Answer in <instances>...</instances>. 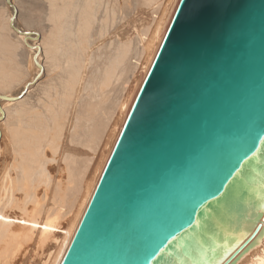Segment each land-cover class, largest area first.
<instances>
[{"label": "water", "instance_id": "1", "mask_svg": "<svg viewBox=\"0 0 264 264\" xmlns=\"http://www.w3.org/2000/svg\"><path fill=\"white\" fill-rule=\"evenodd\" d=\"M263 171L264 0H179L60 264L218 258L260 217Z\"/></svg>", "mask_w": 264, "mask_h": 264}, {"label": "bare ground", "instance_id": "2", "mask_svg": "<svg viewBox=\"0 0 264 264\" xmlns=\"http://www.w3.org/2000/svg\"><path fill=\"white\" fill-rule=\"evenodd\" d=\"M113 1L45 0L49 21L46 35L26 38L10 26L15 7L13 0L9 3L2 0L5 19L0 22V30H8L16 43L26 47L27 64L25 76L20 78L19 67L15 63L12 66L11 58V62L3 58L11 66L4 64L10 71H3L0 67V90H6L0 91V95L15 97L22 91L31 92L35 84H42L39 79L46 74V61L52 64L66 61L65 70L73 79L68 83L72 82L73 85L67 88V96L61 101L62 106H67L63 112V124L55 127L47 149L46 145L31 144L40 135L31 133L30 124L42 121L40 118L28 115L27 119L17 120L7 130L4 127L10 114L9 107L20 105L26 96L14 101L0 98V116H4L3 121H0V138L5 141L3 149L0 144V153L13 156L26 145L29 152L20 160L22 178L27 179L31 174L30 169H33L39 182L36 186L42 187L41 191L30 193V208L15 204L21 211L17 223L27 224V227L24 225L25 229L16 231L17 228H11L13 219L10 213L4 212L7 206L17 202L13 196L14 180L9 170H5L0 184V264H60L179 2L135 0L141 10L151 8L158 15L148 23L136 15V18L128 21L129 27L126 30L122 21L119 25L115 17L119 1ZM14 25L20 28L17 23ZM94 28L99 34L95 41L91 39ZM133 33L138 41V61L131 66L129 58L133 49ZM105 37H108V42L102 46L101 56L100 42ZM15 42L0 35V44L6 46L8 52L16 48ZM95 51L97 54H94ZM95 60L97 67L89 71ZM127 66L131 70V77L125 80L128 85H124L120 96L114 95L116 97L112 99L111 86L123 78ZM13 82L16 85L9 87ZM83 90L85 97L80 99ZM54 115L44 122L56 123L59 118ZM98 157H103L100 163ZM93 174L95 179L90 186ZM259 176L260 185L264 188V171ZM257 197L260 208L256 210L260 212V217L250 226L242 222V230L236 233L233 245L228 246L223 242L218 258L212 256V250L209 252L199 245L196 255L188 257V264H227L230 260L228 258L244 237L254 238L264 224V189L263 192L258 190ZM247 226L249 229L244 234ZM262 240L264 232L255 242ZM218 245L212 239V247L217 248ZM249 262L264 264V249Z\"/></svg>", "mask_w": 264, "mask_h": 264}, {"label": "rangeland", "instance_id": "3", "mask_svg": "<svg viewBox=\"0 0 264 264\" xmlns=\"http://www.w3.org/2000/svg\"><path fill=\"white\" fill-rule=\"evenodd\" d=\"M11 1V0H10ZM113 1V0H112ZM119 3L116 10V18L119 21V25H121L120 21H122L123 26H126V30H128L129 23L128 21H131L132 19L137 17H142L145 21V23H148L151 19H154V16L158 15V12H155L151 8L149 9H142L137 7L135 0H118ZM114 2V1H113ZM14 8L16 10V14L13 18H15L14 24L17 23L20 29H26L32 32H36L37 37L41 38L42 36H45L48 30L49 21H48V13L46 8L45 0H13ZM0 22L1 20L5 19V8L2 5V0H0ZM4 30V29H3ZM0 30V35L5 36L13 43L15 42L14 37L8 33V30ZM3 31V32H2ZM34 36V35H32ZM133 33L131 37H134L132 40V53L130 54V65L132 66L135 64L134 62L138 61L137 59V37ZM99 38V34L94 28L91 32V39L93 41L97 40ZM108 37L104 38V40L100 43H102L101 47V56L103 55V48L102 46H105V44L108 42ZM113 40V39H112ZM16 43V42H15ZM105 43V44H104ZM99 44V43H97ZM16 48L14 50H10L9 52L5 50L6 46H3L0 44V67H2L3 71H10L5 66L8 59L11 62L12 59V66H15V64L19 67L20 78L25 76L26 73V64H27V49L24 45L16 43ZM10 53V54H9ZM98 54L100 51L98 50ZM96 51L94 54H97ZM11 58V59H10ZM132 61V62H131ZM95 62L90 65L89 71H93L95 67H97ZM15 63V64H14ZM129 63V62H128ZM5 64V65H4ZM11 64V63H10ZM9 64V66H11ZM4 65V66H3ZM66 61H58L52 64L49 61H46V74H44L39 81L42 84L34 85L31 92H25L26 94H22L19 98H23L26 96V100L17 106H11L9 107V113L8 119L6 122V125L4 126L7 130L9 126H11L13 123L17 122V120L20 119H27L28 115H32L34 117L40 118L42 121H36L30 124L31 126V133H34L35 135H40L39 139H36L31 142L32 145L35 143H39L41 145L49 144L51 141V135L55 131V127L58 125L63 124V112L67 109V106H62V100L63 97L67 96V92L69 87L73 85L68 83V81H72L73 79L68 76L67 71L65 70L66 67ZM129 65V66H130ZM127 66L125 68V73L123 71V78L121 77L118 79L117 82L115 81L111 86L112 95L111 98L115 99L116 96H120L119 93L123 92L124 85H128L127 79L131 77V70L130 67ZM6 67V68H5ZM127 69V70H126ZM129 72L127 73V71ZM125 74V75H124ZM130 74V75H129ZM127 75V76H126ZM122 80V81H121ZM126 80V81H125ZM117 83V84H116ZM16 85V82L11 83L9 87H13ZM123 86V87H120ZM116 87V88H115ZM118 87V88H117ZM115 88V89H114ZM118 89V90H117ZM121 89V90H120ZM1 92H4L6 90H0ZM24 95V96H23ZM116 95V96H114ZM85 97V90H83L80 93V99ZM18 98V99H19ZM16 99V100H18ZM55 114V115H54ZM1 115V114H0ZM52 115L57 116L59 120L56 123H53L51 121L44 122L45 119H49ZM3 117V118H2ZM37 118V119H38ZM4 116H0V121H3ZM0 144L1 148L3 149L5 147V141H3L0 138ZM30 145V144H29ZM29 149L26 145H23L21 148L17 150L13 156L4 155V153H0V184L3 174L5 173V170H9V174L14 180V188H13V196L16 199V203H12L9 206H7L4 210L6 213H10V216L12 217V227L13 229L19 231L20 228L25 229V226L27 227V224L21 225V223H17L20 218L17 219V216H19V212L21 211L17 208V205L20 204L24 205L26 208H30L32 206L31 202L29 201V195L30 193L34 191H41L42 187L41 185L36 186L39 184L36 176L33 173V169L31 170V174L28 175L27 179H23L22 173L20 171V160L24 158V154L28 153ZM23 156V157H22ZM98 162L100 163L103 160V157H98ZM29 170V172H30ZM95 179V174H93L90 178L89 185L91 186L93 181ZM86 195V194H85ZM4 203V202H3ZM77 210V208H76ZM75 210V211H76ZM14 214V215H13ZM17 214V215H16ZM17 223V224H16ZM25 225V226H24ZM19 226V227H18ZM23 226V227H20ZM248 237V236H247ZM244 237L240 242L239 245L242 244V242L247 238ZM250 237V236H249ZM253 238H250L252 240ZM238 245V247H239ZM264 249V240H262L259 243H254L250 248H248L245 252L241 253L242 249L238 251L232 258L229 260L227 264H229L236 256L238 258L236 259L234 264H249L254 257L261 252V250ZM235 252V251H234Z\"/></svg>", "mask_w": 264, "mask_h": 264}]
</instances>
